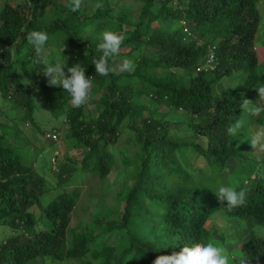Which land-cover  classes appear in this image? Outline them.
Segmentation results:
<instances>
[{"label": "trees", "instance_id": "trees-1", "mask_svg": "<svg viewBox=\"0 0 264 264\" xmlns=\"http://www.w3.org/2000/svg\"><path fill=\"white\" fill-rule=\"evenodd\" d=\"M105 1L95 10L81 4L71 11V0H0V95L16 112L14 118H0V228L6 234L0 236V264H35L45 257L153 264L160 255L208 240L227 248L226 235L208 227L216 216L237 220L239 238L246 240L240 256L229 255V264L241 259L264 264V235L258 234L264 228V154L249 142L253 127L264 125V101L255 89L264 84V65L254 50L261 0H130L137 4L133 7ZM187 22L194 23V32ZM33 29L49 36L45 59L54 56L52 48L65 47L67 67L78 62L92 77L87 104L73 106L62 87L40 73L44 66L34 62L25 39ZM106 29L122 32L125 40L108 62L113 71L100 76L92 61L99 56L96 37ZM12 45L14 58L7 51ZM125 58L135 63L131 73L119 71L117 62ZM40 91L42 106L63 116L68 126L64 146L72 140L79 149L53 170L58 184L81 172L104 186L99 190L107 188L118 155L123 177L131 179L134 168V183L115 188L121 207L96 213L93 225L69 229L76 190L42 203L47 178L36 165L24 163L16 143L28 139L21 124L34 123ZM244 99L261 111L242 112ZM236 120L240 134L233 137L227 128ZM124 128L134 133L133 156L116 145ZM55 132L46 135L58 142ZM232 159L238 162L229 167ZM230 174L243 180L236 183ZM229 182L246 190V204L231 211L212 189ZM102 204L107 206L97 200L95 208ZM101 236L110 237L97 248Z\"/></svg>", "mask_w": 264, "mask_h": 264}, {"label": "rangeland", "instance_id": "rangeland-1", "mask_svg": "<svg viewBox=\"0 0 264 264\" xmlns=\"http://www.w3.org/2000/svg\"><path fill=\"white\" fill-rule=\"evenodd\" d=\"M112 1L116 2L119 6L122 4L125 5L129 4L132 7L137 5V4L135 5V3L132 2L130 3V0H112ZM100 3L106 5L105 0H81L82 5H88L92 10H95ZM258 7L261 14V21L255 39V50L258 54L260 62L263 63L264 65V0L259 1ZM193 24H194L193 22H187V27L189 31L194 32ZM80 35L84 37L85 33L82 32ZM58 51L59 49L52 48V53L54 55ZM52 58H48L46 60L51 62ZM119 63L120 61L117 62V66L119 65ZM216 87H218V85ZM37 98L39 101V106L37 107V110L35 111L34 114L35 117L34 123H32L31 125L21 124L23 132L28 137V139L27 140L21 139L16 142L19 146H22L23 148L24 163L25 164L32 163L36 165L37 170L42 172L47 178L46 188L49 190V192L48 195H44L42 197V203L44 205L47 202H49L52 198L64 193L65 191L72 193L74 190H76L74 192L75 193L74 195H77L78 193L77 203H76L77 206L72 213V220L69 229H73L75 227H83L86 225V223L93 225L94 222L92 221L96 213L99 212L101 213L105 211L108 206L111 207L115 206L116 210H118L121 207L120 203H118V205H116L115 203V197H114L116 191L115 188L117 187L119 182L129 185L134 183V178H133L135 172L134 168H133L134 172L132 171L131 173V179L123 177L122 168L124 167L123 166L124 162L122 161L121 156L118 155L117 150H115L116 155L118 156L115 157V162L113 164L112 170L110 171V173L106 178L111 183L109 187L99 190V188L104 186H99L98 185L99 182L96 181V178L91 177L89 173H81V172H76L69 181L62 184H58L57 176L54 173V171L58 168L57 167L58 163L68 162L69 161L68 156L76 157V155L79 153V149L75 148V143L72 142V140H67L66 147L64 146L65 136L68 131V126L64 122V117L60 115L55 116L52 114L51 111L47 109L46 106L45 107L42 106V103L44 104L45 101V94L43 92L41 91L38 92ZM89 99H91V97H89ZM0 106L1 107L3 106L4 107L3 109L5 111V114H0L1 119H4L6 117L14 118L16 116V112H14L10 108H7L8 105L7 106L5 105L4 98L1 95H0ZM176 118L178 119V117ZM136 121H137L136 123L140 125V119H137ZM171 126H176V124L172 123ZM137 127L139 128L140 126L137 125ZM253 129L251 134L252 139L257 140L255 151L259 155H262L264 154V149H262L260 146L264 137V125L254 126ZM53 130L59 132L57 136V140H59L58 142H54L50 137H47L46 135V133H50ZM133 136H134L133 130L124 128V133L121 134V136L119 137L116 143V145L119 148L125 147L126 150L127 149L131 150V151L127 150V152L132 156L138 150L137 144L134 141ZM39 160L41 162H39ZM123 160L126 162V159L124 157ZM237 162H238L237 159H232L231 161H229L228 165L229 167H234ZM39 164L41 166H39ZM199 165H202V163H200ZM230 178L236 183H239V181L243 180L239 178V175L237 176L235 174H230ZM102 182L104 183L105 180H102ZM101 199L103 203L105 201L106 203L105 205L107 206L103 207L102 204L101 208H95L97 200L100 201ZM38 209L36 210L37 215L40 214ZM238 225L239 222L237 220H234L232 218L216 216L213 218V221H211L210 225L208 226V227L213 226L219 229L220 231H222L226 235L227 248L225 249L228 250V251L226 250V252L228 255H231L232 258L238 257L242 254V247L246 241L245 239L242 240L239 238ZM1 230L2 228H0V236H3L5 233ZM6 231H9V229H7ZM99 233H101V235L106 234V232L104 231H99ZM258 234L264 235V228L261 232H258ZM109 237L105 239L104 236L99 237L98 244L96 247L98 248V245H100L103 242V240L107 239L108 241ZM71 244L72 243L69 242V245ZM229 251L232 254H229ZM87 258L91 259L92 262L94 263H98L91 256H88ZM231 260L232 259L230 257V261ZM35 264H83V262L78 259L54 261L49 257H45L44 259L42 258L36 259Z\"/></svg>", "mask_w": 264, "mask_h": 264}, {"label": "clouds", "instance_id": "clouds-1", "mask_svg": "<svg viewBox=\"0 0 264 264\" xmlns=\"http://www.w3.org/2000/svg\"><path fill=\"white\" fill-rule=\"evenodd\" d=\"M80 5L81 0H71V11H78ZM25 39L35 52L34 62L43 64V71L40 73L48 78V83L62 87L64 92L68 94L69 102L73 106L79 107L87 104L92 87V77L86 76V70L78 62L73 63L71 67H67L64 60L65 55L63 54L65 47H61L49 63L42 54L49 41L47 32L42 29H33L26 33ZM96 39L99 41L96 45L99 56L93 58L92 65L95 67L96 75L108 76L113 71L108 62L111 58L119 55L125 36L122 32L106 29L99 32ZM9 50H11V55L14 58V45L7 49V51ZM212 57L213 54H209L210 60ZM118 68L120 72L131 73L135 69V63L132 59L125 58L119 63ZM24 81H26V83H23L25 85L30 83L27 79H24ZM255 89L258 91L259 100L264 101V84L258 85ZM250 102L247 99L243 100L240 105L242 112L261 111L260 106L250 109L248 107ZM240 128L241 122L236 120L229 125L227 133L230 136L237 137L240 134ZM249 142L255 148L257 140L251 139ZM244 182L247 183V179ZM212 189L222 207L229 211L246 204V190L243 188L238 189L234 182L219 183L218 186ZM247 261L248 259H241L239 264H247ZM229 262L230 256L227 254L226 249L216 241L208 240L191 246L185 245L179 252H173L171 255H160L154 260L153 264H229Z\"/></svg>", "mask_w": 264, "mask_h": 264}, {"label": "built area", "instance_id": "built-area-1", "mask_svg": "<svg viewBox=\"0 0 264 264\" xmlns=\"http://www.w3.org/2000/svg\"><path fill=\"white\" fill-rule=\"evenodd\" d=\"M51 135H52L53 138L57 139L58 133L55 132V133H53Z\"/></svg>", "mask_w": 264, "mask_h": 264}]
</instances>
